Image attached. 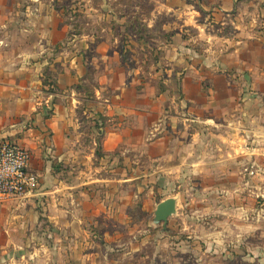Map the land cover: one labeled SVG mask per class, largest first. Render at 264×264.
Instances as JSON below:
<instances>
[{"label": "crops", "instance_id": "crops-1", "mask_svg": "<svg viewBox=\"0 0 264 264\" xmlns=\"http://www.w3.org/2000/svg\"><path fill=\"white\" fill-rule=\"evenodd\" d=\"M241 1L219 0L210 6L215 26L184 19L181 27L196 26L197 37L164 48L173 62L160 72L179 77L183 96L176 101L169 82L159 97L152 85L134 92L138 70L125 72L119 84L113 82L114 70H75L67 56L64 68L55 70L52 47L58 40L50 30L51 17L42 14L55 11L52 0H0V138L16 140L31 152L30 170L41 180L34 197L3 202L7 209L21 211L27 203L53 199L67 188L73 217L83 201L104 202L95 199L101 187L132 181L127 174L132 154L152 156L156 148L163 157L150 161L164 173L177 171L184 183L204 170L224 169L227 185L235 187L228 191L231 197L241 194L244 203L247 193L264 198V0ZM189 42L199 46L188 48ZM89 75L99 80L91 88V100L85 88ZM141 99H149V105L158 102L159 111L164 110L163 119L148 129L138 106ZM80 109L88 122L105 125L92 133L103 138L99 156L98 143L80 144ZM158 123L160 128L149 136ZM94 156L95 162L100 159L96 164L91 163ZM173 158L175 166H170ZM122 160L130 164L128 170Z\"/></svg>", "mask_w": 264, "mask_h": 264}, {"label": "rangeland", "instance_id": "rangeland-1", "mask_svg": "<svg viewBox=\"0 0 264 264\" xmlns=\"http://www.w3.org/2000/svg\"><path fill=\"white\" fill-rule=\"evenodd\" d=\"M215 2L219 0H52L55 11L51 16L48 11L42 14L51 17L50 30L58 40L52 47V58L58 60L55 70L64 68L66 56L75 70H114L115 84L125 72L138 70L134 92L152 85L159 97L169 82L172 97L178 101L183 96L179 77L160 72L173 62L164 48L197 37L200 29L196 26L181 27L188 17L215 26L216 17L209 9ZM191 46L199 45L186 43ZM89 76L90 85L85 88L91 100V88L99 80ZM141 100L138 106L148 129L164 110L159 111L158 102L149 105V99ZM147 106L149 113L145 112ZM78 113L80 144L98 143L99 156L103 138L92 137V133L105 125L88 122L83 109ZM157 126L160 123L149 130V136L160 128ZM137 142L145 144L143 138ZM151 154H132V170L126 172L132 181L101 187L95 199L104 202H78L73 217L70 210L75 205L65 200L67 188L53 199L27 203L21 211H9L0 202V264H264V198L247 193L244 203L241 194L231 197L228 191L235 187L227 185L224 169L204 170L197 179L194 176L184 183L177 171L164 173L150 161V157H163L160 148L151 149ZM91 160L92 164L100 161L95 162L96 156ZM169 162L175 166L176 160ZM121 166L128 170L124 160ZM109 176L105 173V178ZM164 176L170 179L166 181ZM170 198L177 201V213L167 225L156 223L158 205Z\"/></svg>", "mask_w": 264, "mask_h": 264}, {"label": "built area", "instance_id": "built-area-1", "mask_svg": "<svg viewBox=\"0 0 264 264\" xmlns=\"http://www.w3.org/2000/svg\"><path fill=\"white\" fill-rule=\"evenodd\" d=\"M31 153L16 140L0 138V202L35 196L40 177L30 170Z\"/></svg>", "mask_w": 264, "mask_h": 264}, {"label": "water", "instance_id": "water-1", "mask_svg": "<svg viewBox=\"0 0 264 264\" xmlns=\"http://www.w3.org/2000/svg\"><path fill=\"white\" fill-rule=\"evenodd\" d=\"M177 213V201L173 198L161 202L155 212L154 221L167 225L169 219Z\"/></svg>", "mask_w": 264, "mask_h": 264}]
</instances>
